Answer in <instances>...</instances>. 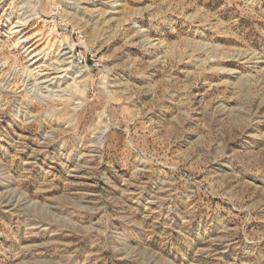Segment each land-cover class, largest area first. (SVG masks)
<instances>
[{
	"label": "rangeland",
	"instance_id": "rangeland-1",
	"mask_svg": "<svg viewBox=\"0 0 264 264\" xmlns=\"http://www.w3.org/2000/svg\"><path fill=\"white\" fill-rule=\"evenodd\" d=\"M0 264H264V0H0Z\"/></svg>",
	"mask_w": 264,
	"mask_h": 264
},
{
	"label": "bare ground",
	"instance_id": "bare-ground-1",
	"mask_svg": "<svg viewBox=\"0 0 264 264\" xmlns=\"http://www.w3.org/2000/svg\"><path fill=\"white\" fill-rule=\"evenodd\" d=\"M63 47V49H64V51L63 52H61L62 53V55H68V56H66V58H69V57H72L71 56V51H73L72 50V48H70L69 46H62ZM74 49V48H73ZM73 58H74V55H73ZM77 68V70H76V75H75V77H80V76H82L85 72H86V69L85 68H83L82 66H76ZM71 69H73V68H71Z\"/></svg>",
	"mask_w": 264,
	"mask_h": 264
}]
</instances>
